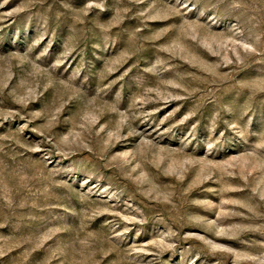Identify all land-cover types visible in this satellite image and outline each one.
Returning a JSON list of instances; mask_svg holds the SVG:
<instances>
[{"label": "rangeland", "instance_id": "rangeland-1", "mask_svg": "<svg viewBox=\"0 0 264 264\" xmlns=\"http://www.w3.org/2000/svg\"><path fill=\"white\" fill-rule=\"evenodd\" d=\"M0 264H264V0H0Z\"/></svg>", "mask_w": 264, "mask_h": 264}]
</instances>
